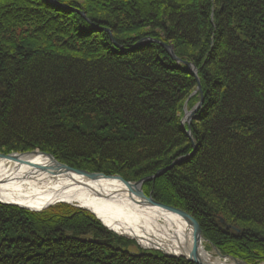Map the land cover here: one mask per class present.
I'll return each mask as SVG.
<instances>
[{"label":"trees","instance_id":"1","mask_svg":"<svg viewBox=\"0 0 264 264\" xmlns=\"http://www.w3.org/2000/svg\"><path fill=\"white\" fill-rule=\"evenodd\" d=\"M55 1L0 0V154L126 182L180 160L143 193L264 263V0ZM134 243L70 205L0 204V264H193Z\"/></svg>","mask_w":264,"mask_h":264},{"label":"bare ground","instance_id":"2","mask_svg":"<svg viewBox=\"0 0 264 264\" xmlns=\"http://www.w3.org/2000/svg\"><path fill=\"white\" fill-rule=\"evenodd\" d=\"M18 159L14 162L0 160V202L34 211L58 203L75 205L89 210L106 229L135 239L139 249L158 250L172 256L189 254L192 232L186 223L158 207L140 205L136 198L126 193L121 182L90 181L52 167L50 172L41 171L36 166L50 165L42 156ZM198 254L209 261L202 244Z\"/></svg>","mask_w":264,"mask_h":264},{"label":"water","instance_id":"3","mask_svg":"<svg viewBox=\"0 0 264 264\" xmlns=\"http://www.w3.org/2000/svg\"><path fill=\"white\" fill-rule=\"evenodd\" d=\"M52 2H54V4H58L57 1L55 0H50ZM82 17H85L84 14H81ZM111 41L112 43L118 47L119 49H121L120 46H118L116 44V42L114 41V39L111 37ZM146 43H158L155 40H151V39H145L140 41L139 43H137L136 45L133 46V48H136L138 45L141 44H146ZM163 48H165L167 50V52L170 54V56L172 57L173 60L177 61V62H181L179 59H177L173 53V48L169 47L167 45L164 44H160ZM184 66L187 67V70L190 74H192L197 82V91L201 94V87L199 84V80L197 77V70L195 69V67H193L191 64L187 63V62H182ZM203 104V99L201 98V100L199 101V103L193 108L192 111L190 112H186L183 119H182V124H186L187 125V129L185 130V134L187 136V138L191 141V147L193 148V151L196 150V147L194 145L191 133H190V124L192 122V120H194L196 113L198 112V110L201 108ZM194 154V152L191 153L190 156H192ZM42 156L45 159H47L48 161H50V165H45V166H36L37 169L41 170V171H46V172H50L53 169H55L56 171H64V172H68V173H74L75 175L78 176H83L85 178H87L90 181H96L98 179H107V180H117L119 182H121L124 186H125V190L126 193L129 196H133L134 198H136L138 200V203L140 205L143 206H150V207H158L160 209H163L171 214H174L176 216H178L179 218H181L187 225V227L190 229V231L192 232V246H191V250L189 252V254L187 256H172L169 254H165L167 257H176V258H183L185 260H187L190 263L193 264H217L216 262H210V261H205L204 259L199 257L198 251H199V247L201 246L202 243H206L207 240L205 238H203L202 236V232L201 229L198 225V223L195 221V219H193L192 216L188 215L187 213L183 212L182 210L179 209H175L173 207H169V206H165L163 204H160L158 202H155L150 196H145L142 192V183L145 181H153L155 178H158L159 176H161L164 172L168 171L169 169H171L173 166L177 165L180 163V160L176 161L175 163L171 164L169 167L157 172L153 177L151 178H146L143 179L139 182H135V183H129L124 181L121 177L119 176H106L104 174H96V173H89L87 171H82V170H75L72 169L70 167H67L64 164H61L60 162H58L52 155L50 154H46V153H42L40 151H32V152H26V153H10V154H0V160H6V161H19V157L22 156ZM52 167V168H51ZM0 204L2 205H13V204H8V203H4V202H0ZM67 204V203H65ZM71 205V204H69ZM16 206V205H14ZM75 208H80L78 206L75 205H71ZM19 208L22 209H27L33 212H38V211H34L31 209H28L26 207H21L18 206ZM215 249V248H214ZM217 256L222 259H228L230 261H232V264H246L244 262L238 261L236 259H233L232 257L229 256H222L220 255L218 252L216 253Z\"/></svg>","mask_w":264,"mask_h":264},{"label":"rangeland","instance_id":"4","mask_svg":"<svg viewBox=\"0 0 264 264\" xmlns=\"http://www.w3.org/2000/svg\"><path fill=\"white\" fill-rule=\"evenodd\" d=\"M34 151H36V150H34ZM38 151V150H37ZM32 152V151H31ZM26 153V152H25ZM179 165V164H178ZM174 167V166H173ZM172 167V168H173ZM171 168V169H172ZM171 169H169L168 171H166V172H164L163 174H165V173H169V171L171 170ZM101 174V173H100ZM163 174L161 175V176H163ZM160 177V176H159ZM158 177V178H159ZM156 179V178H155ZM154 181V180H153ZM130 183H135V182H130ZM145 182H143L142 183V187L141 188H143V184H144ZM154 200V199H153ZM155 201V200H154ZM156 202V201H155ZM160 203V202H159ZM161 204V203H160ZM52 207V206H51ZM189 215V214H188ZM181 219V218H180ZM227 228H229V227H227ZM236 232L238 231V230H235ZM114 233V232H113ZM122 237H124V236H122ZM125 239H128V240H134V244L136 245V240L135 239H132V238H128V237H124ZM202 247H203V249H204V251H205V253H207L208 255H209V257H210V259H209V261L210 262H216L217 264L219 263V264H232V261H230V260H228V259H225V260H222V259H220L218 256H217V252L219 253V251L215 248L214 249V247L213 246H211L210 244H208V243H203L202 244ZM140 249H142V250H145V251H147V249H144V248H140ZM132 251L133 252H136V248H134V247H132ZM160 252H162V251H160ZM163 253V252H162ZM220 254V253H219ZM220 255H222V254H220ZM222 256H227V255H222ZM230 257V256H229ZM233 258V257H232ZM233 259H235V258H233ZM237 260V259H236ZM238 261H240V260H238ZM242 262V261H241ZM245 263V262H244ZM262 264H264V263H262Z\"/></svg>","mask_w":264,"mask_h":264}]
</instances>
